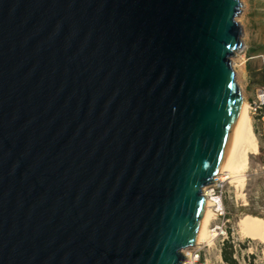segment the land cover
<instances>
[{"label": "water", "instance_id": "1", "mask_svg": "<svg viewBox=\"0 0 264 264\" xmlns=\"http://www.w3.org/2000/svg\"><path fill=\"white\" fill-rule=\"evenodd\" d=\"M240 0H0V264H183L242 97Z\"/></svg>", "mask_w": 264, "mask_h": 264}, {"label": "rangeland", "instance_id": "2", "mask_svg": "<svg viewBox=\"0 0 264 264\" xmlns=\"http://www.w3.org/2000/svg\"><path fill=\"white\" fill-rule=\"evenodd\" d=\"M240 3L236 21H240L244 49L236 53L231 62L240 95L249 107L259 153L249 157L250 168L243 192H237L233 183L225 181L222 189L213 195L221 200L225 212L224 226L222 232H215L217 236L211 247L203 243L188 249L193 257L195 254L199 256L194 264H227L221 256L224 245L227 254L233 251L235 264H264L261 240L251 242L241 238L237 232L238 220L244 215L264 219V0H240ZM220 224L221 220L214 217L210 230Z\"/></svg>", "mask_w": 264, "mask_h": 264}, {"label": "bare ground", "instance_id": "3", "mask_svg": "<svg viewBox=\"0 0 264 264\" xmlns=\"http://www.w3.org/2000/svg\"><path fill=\"white\" fill-rule=\"evenodd\" d=\"M238 22H240L239 19ZM243 47L242 49H244ZM242 49L237 53H240ZM251 121L249 107L247 103L243 101L232 131L228 152L219 173L214 179L215 182L230 181L233 183L237 192H243L246 187V174L250 168L249 157L256 156L259 153V147ZM207 187L208 186L203 189V196L207 201V205L205 206L200 221L194 246H200L205 243L206 246L211 247L217 236L215 231L210 230L209 226L211 220L214 218L212 208L220 206V200L218 197L212 196ZM240 195H242V193ZM237 229L241 238L248 239L251 242H258V239H260L261 242L259 243L264 244V219L251 215H244L238 220ZM188 249L189 248L182 251L184 256H188Z\"/></svg>", "mask_w": 264, "mask_h": 264}, {"label": "built area", "instance_id": "4", "mask_svg": "<svg viewBox=\"0 0 264 264\" xmlns=\"http://www.w3.org/2000/svg\"><path fill=\"white\" fill-rule=\"evenodd\" d=\"M222 183L221 181H214L213 183L209 184L207 189L208 191L211 193V195L213 196L215 194L216 191H218L219 189H222ZM220 200V198H219ZM213 215L215 217V219H220L221 220V224L216 226L215 229L213 231H220L222 232V228L224 226V217H225V212L223 210V207L221 205V200H220V206L214 207L213 209ZM226 232V231H224ZM192 255V253L189 252L188 256H185V260L183 264H194L196 261H198V255L195 254L194 257Z\"/></svg>", "mask_w": 264, "mask_h": 264}, {"label": "trees", "instance_id": "5", "mask_svg": "<svg viewBox=\"0 0 264 264\" xmlns=\"http://www.w3.org/2000/svg\"><path fill=\"white\" fill-rule=\"evenodd\" d=\"M232 255H233V251L230 250V252L227 254L225 251V245H224V249L222 250V260L224 262H226L227 264H235V261L232 259Z\"/></svg>", "mask_w": 264, "mask_h": 264}]
</instances>
